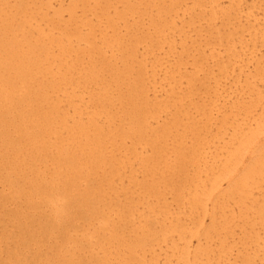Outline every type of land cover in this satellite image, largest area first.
<instances>
[{
    "label": "bare ground",
    "instance_id": "6f19581e",
    "mask_svg": "<svg viewBox=\"0 0 264 264\" xmlns=\"http://www.w3.org/2000/svg\"><path fill=\"white\" fill-rule=\"evenodd\" d=\"M0 264H264V0H0Z\"/></svg>",
    "mask_w": 264,
    "mask_h": 264
},
{
    "label": "rangeland",
    "instance_id": "374dc122",
    "mask_svg": "<svg viewBox=\"0 0 264 264\" xmlns=\"http://www.w3.org/2000/svg\"><path fill=\"white\" fill-rule=\"evenodd\" d=\"M220 2L226 4L228 2V0H220ZM251 19H253V17ZM258 22H260V23L262 22L260 18L258 19ZM259 54H261L260 49L257 50V55H259Z\"/></svg>",
    "mask_w": 264,
    "mask_h": 264
}]
</instances>
